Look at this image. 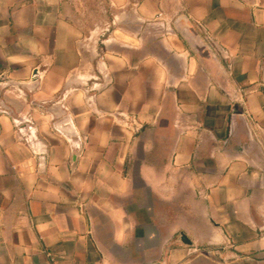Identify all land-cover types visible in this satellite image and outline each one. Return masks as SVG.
<instances>
[{"label":"crops","instance_id":"1","mask_svg":"<svg viewBox=\"0 0 264 264\" xmlns=\"http://www.w3.org/2000/svg\"><path fill=\"white\" fill-rule=\"evenodd\" d=\"M75 1L0 0V264H264V0Z\"/></svg>","mask_w":264,"mask_h":264},{"label":"rangeland","instance_id":"2","mask_svg":"<svg viewBox=\"0 0 264 264\" xmlns=\"http://www.w3.org/2000/svg\"><path fill=\"white\" fill-rule=\"evenodd\" d=\"M75 2L73 4L83 10L80 19L85 23L84 35L92 37L91 46L88 49L97 57L103 55L106 49L103 41L109 39V36L114 33L107 25L104 26L105 21L110 18L105 11L109 0H76ZM116 34L119 33L116 32ZM197 246H199L198 242Z\"/></svg>","mask_w":264,"mask_h":264},{"label":"built area","instance_id":"3","mask_svg":"<svg viewBox=\"0 0 264 264\" xmlns=\"http://www.w3.org/2000/svg\"><path fill=\"white\" fill-rule=\"evenodd\" d=\"M86 102L90 105V104H93V101H92V98H89V99H87L86 100ZM1 112H3V111H1L0 110V113ZM29 120V119H28ZM15 123H16V125H17V127H19V132H20V134L22 135V136H26V133L24 132V129L21 127V124H22V121H15ZM87 140V138H85V141ZM85 141H84V143L83 144H85ZM77 148H81V145H77Z\"/></svg>","mask_w":264,"mask_h":264},{"label":"water","instance_id":"4","mask_svg":"<svg viewBox=\"0 0 264 264\" xmlns=\"http://www.w3.org/2000/svg\"><path fill=\"white\" fill-rule=\"evenodd\" d=\"M3 81V80H1ZM2 83V82H1ZM2 85V84H1ZM0 85V88H4L3 86ZM9 85V84H8ZM6 87V86H5ZM181 240L183 241V243L187 244V245H191L192 244V241L185 235V234H182V237H181ZM156 264H161V263H156Z\"/></svg>","mask_w":264,"mask_h":264}]
</instances>
